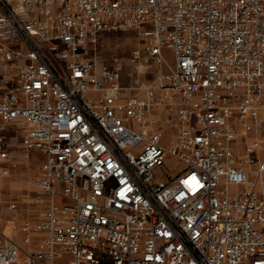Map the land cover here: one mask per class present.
<instances>
[{
    "label": "built area",
    "instance_id": "1",
    "mask_svg": "<svg viewBox=\"0 0 264 264\" xmlns=\"http://www.w3.org/2000/svg\"><path fill=\"white\" fill-rule=\"evenodd\" d=\"M125 30L130 71L90 55ZM0 84V179L12 127L46 203L0 200V264H264V0H0Z\"/></svg>",
    "mask_w": 264,
    "mask_h": 264
},
{
    "label": "rangeland",
    "instance_id": "2",
    "mask_svg": "<svg viewBox=\"0 0 264 264\" xmlns=\"http://www.w3.org/2000/svg\"><path fill=\"white\" fill-rule=\"evenodd\" d=\"M137 45L138 38L133 30L101 32L97 37L95 45H90V55L95 54L101 62H107L112 56H118L123 58L127 63L126 60L130 56L131 49ZM162 51L164 62L161 69L163 71H170L173 69L174 65L173 51L168 47L163 48ZM87 58H93V56H87ZM126 66V71H130L128 63ZM130 78L129 74L126 73L122 79L124 84L129 85ZM143 78L145 79V77ZM11 131L13 130L11 129ZM160 132L162 133V144L168 146L170 135L173 133V126L169 125L162 127L160 128ZM12 135L15 138L13 141L17 147L14 148L15 156L13 155V157H11L12 159L14 158L13 160H15L16 166L11 170L9 176L0 179V200L4 204L12 201L16 203V209L13 214L17 223L23 220L34 222L42 217L46 205V203L38 204L31 201L38 194L35 184L38 172L34 171L32 168L34 167L35 169L40 166L42 157L39 153L30 156V158L21 154L25 149L19 145V136L14 132ZM262 150L264 153V145H262ZM240 155L245 156L244 147L241 146L239 151V156ZM167 163L170 170H174V172L182 167L179 162L173 158H169ZM52 184L55 185L56 183L53 181ZM247 189H249V187H247ZM59 200V197L55 198L56 202ZM0 230L5 236L16 239L23 248L30 249L29 246L23 243V233L18 229V231L15 232L14 225L9 223L8 214L6 212H3V217L0 220ZM30 247H36V243L32 242Z\"/></svg>",
    "mask_w": 264,
    "mask_h": 264
},
{
    "label": "crops",
    "instance_id": "3",
    "mask_svg": "<svg viewBox=\"0 0 264 264\" xmlns=\"http://www.w3.org/2000/svg\"><path fill=\"white\" fill-rule=\"evenodd\" d=\"M4 90H5V87L3 86V85H1L0 84V95L4 92ZM11 129L13 130V128L12 127H10L9 129H8V133H9V135L11 136L12 135V133L14 132V131H11ZM15 133V132H14ZM12 137H13V135H12ZM13 139H15L14 137H13ZM14 142V141H13ZM14 144V148L15 147H17V145H15V143H13ZM19 145H20V143H19ZM21 146V145H20ZM22 147V146H21ZM13 148V150H12V152H11V156L13 157V155H14V153H15V149ZM36 153H39L40 155H41V157H42V163L40 164V166H38V167H36L35 169H34V167L32 168L34 171H37L38 172V174H37V178L39 177V175H40V171H41V167H42V164H43V162H44V157L42 156V154L40 153V152H38V151H36V150H33V151H31V150H24V151H22L21 152V154H24V155H26V156H28L29 158H30V156H33L34 154H36ZM15 156V155H14ZM11 157V158H12ZM14 159V158H13ZM13 159H11V161H12V163L13 162H15V160H13ZM10 161V162H11ZM16 165H14L13 167H12V170H13V168L15 167ZM46 207V206H45Z\"/></svg>",
    "mask_w": 264,
    "mask_h": 264
}]
</instances>
